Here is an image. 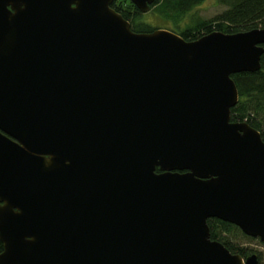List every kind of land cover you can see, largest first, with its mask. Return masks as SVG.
Returning a JSON list of instances; mask_svg holds the SVG:
<instances>
[{"label": "water", "instance_id": "1", "mask_svg": "<svg viewBox=\"0 0 264 264\" xmlns=\"http://www.w3.org/2000/svg\"><path fill=\"white\" fill-rule=\"evenodd\" d=\"M113 1L0 0V264H257L206 219L264 242V142L229 120L264 28L134 32Z\"/></svg>", "mask_w": 264, "mask_h": 264}, {"label": "trees", "instance_id": "2", "mask_svg": "<svg viewBox=\"0 0 264 264\" xmlns=\"http://www.w3.org/2000/svg\"><path fill=\"white\" fill-rule=\"evenodd\" d=\"M200 1L202 0H154L148 10L172 22L174 26L172 31L184 40H194L211 31L231 34L256 27L264 28V0H216L224 6L221 12L207 20L192 16L187 23L180 25L185 14ZM110 6L129 22L132 31L150 32L155 29L139 21L140 11L130 0H114ZM262 46L264 47V44ZM259 64V69L254 72L230 75L236 87L238 99L230 108L229 120L246 122L259 132L264 142V52L260 55ZM206 223L210 239L220 242L230 253H237L241 257L247 255L236 243H230L229 239L235 232L248 238L235 225L216 218H207ZM256 258L259 261L258 252Z\"/></svg>", "mask_w": 264, "mask_h": 264}, {"label": "rangeland", "instance_id": "3", "mask_svg": "<svg viewBox=\"0 0 264 264\" xmlns=\"http://www.w3.org/2000/svg\"><path fill=\"white\" fill-rule=\"evenodd\" d=\"M224 9V6L219 4L216 0H202L199 4H197L194 8H192L185 16L183 17V22L181 21L180 25L187 23L189 18L192 16L200 18V19H210L217 13L221 12ZM139 21L146 23L150 27H154L157 29H168L171 30L174 28L172 22L161 18L159 15L154 13L152 10H147L145 12H140ZM248 237V236H247ZM230 243L237 244L244 251L249 254V252L259 253V261L258 264H264V242H259L255 238H245L241 235L234 233L230 239Z\"/></svg>", "mask_w": 264, "mask_h": 264}, {"label": "flooded vegetation", "instance_id": "4", "mask_svg": "<svg viewBox=\"0 0 264 264\" xmlns=\"http://www.w3.org/2000/svg\"><path fill=\"white\" fill-rule=\"evenodd\" d=\"M257 264H258V261H257Z\"/></svg>", "mask_w": 264, "mask_h": 264}]
</instances>
